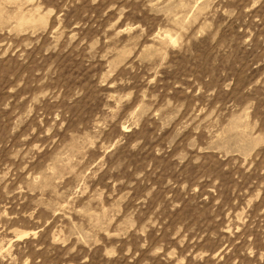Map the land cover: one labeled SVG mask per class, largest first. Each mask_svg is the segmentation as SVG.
<instances>
[{
  "label": "rangeland",
  "instance_id": "1",
  "mask_svg": "<svg viewBox=\"0 0 264 264\" xmlns=\"http://www.w3.org/2000/svg\"><path fill=\"white\" fill-rule=\"evenodd\" d=\"M0 264H264V0H0Z\"/></svg>",
  "mask_w": 264,
  "mask_h": 264
}]
</instances>
